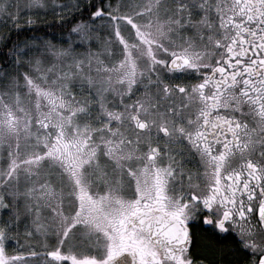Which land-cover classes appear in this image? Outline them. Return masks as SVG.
Wrapping results in <instances>:
<instances>
[{"label":"snow or ice","instance_id":"1","mask_svg":"<svg viewBox=\"0 0 264 264\" xmlns=\"http://www.w3.org/2000/svg\"><path fill=\"white\" fill-rule=\"evenodd\" d=\"M0 264H264V0H0Z\"/></svg>","mask_w":264,"mask_h":264},{"label":"trees","instance_id":"2","mask_svg":"<svg viewBox=\"0 0 264 264\" xmlns=\"http://www.w3.org/2000/svg\"><path fill=\"white\" fill-rule=\"evenodd\" d=\"M53 22V18L51 16L47 17V18H43L42 17V25H45V24H51Z\"/></svg>","mask_w":264,"mask_h":264}]
</instances>
